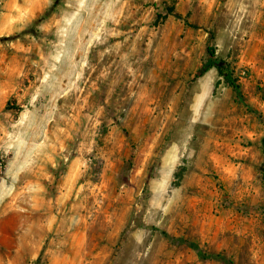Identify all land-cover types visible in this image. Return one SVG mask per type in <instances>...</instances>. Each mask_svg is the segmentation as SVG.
Masks as SVG:
<instances>
[{
  "label": "rangeland",
  "instance_id": "obj_1",
  "mask_svg": "<svg viewBox=\"0 0 264 264\" xmlns=\"http://www.w3.org/2000/svg\"><path fill=\"white\" fill-rule=\"evenodd\" d=\"M0 163V264H264V0H0Z\"/></svg>",
  "mask_w": 264,
  "mask_h": 264
},
{
  "label": "trees",
  "instance_id": "obj_2",
  "mask_svg": "<svg viewBox=\"0 0 264 264\" xmlns=\"http://www.w3.org/2000/svg\"><path fill=\"white\" fill-rule=\"evenodd\" d=\"M211 53H213V54H215V52H214V50L213 49H211ZM219 69H220V72H221V74L225 77V79H226V81L229 83V84H231L235 89H236V91H237V94H238V97L240 98L241 97V87H240V85L237 83V80L236 79H234V77L232 76V74L230 73V71H229V69H228V67L225 65V63H220L219 64ZM165 234V236L169 239V240H171L172 242H176L177 240H176V238L175 237H172L171 235H169L168 233H164ZM190 246H194L197 250H198V252H200V248H199V246L198 245H195V244H193V243H191V242H187Z\"/></svg>",
  "mask_w": 264,
  "mask_h": 264
},
{
  "label": "built area",
  "instance_id": "obj_3",
  "mask_svg": "<svg viewBox=\"0 0 264 264\" xmlns=\"http://www.w3.org/2000/svg\"><path fill=\"white\" fill-rule=\"evenodd\" d=\"M4 170V164L0 163V172L2 173Z\"/></svg>",
  "mask_w": 264,
  "mask_h": 264
}]
</instances>
